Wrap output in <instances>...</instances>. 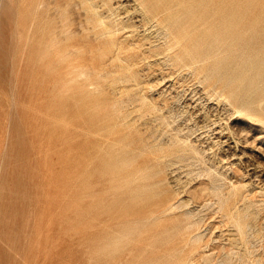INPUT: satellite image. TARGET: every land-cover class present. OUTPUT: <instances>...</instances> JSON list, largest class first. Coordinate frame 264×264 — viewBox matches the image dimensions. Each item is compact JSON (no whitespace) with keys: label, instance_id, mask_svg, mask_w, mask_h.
<instances>
[{"label":"rangeland","instance_id":"obj_1","mask_svg":"<svg viewBox=\"0 0 264 264\" xmlns=\"http://www.w3.org/2000/svg\"><path fill=\"white\" fill-rule=\"evenodd\" d=\"M0 2V264H264V0Z\"/></svg>","mask_w":264,"mask_h":264},{"label":"bare ground","instance_id":"obj_2","mask_svg":"<svg viewBox=\"0 0 264 264\" xmlns=\"http://www.w3.org/2000/svg\"><path fill=\"white\" fill-rule=\"evenodd\" d=\"M1 1H3V0H1ZM132 1V0H131ZM0 3H2V2H0ZM38 4V6H39V8H41V7H44L45 6V4L43 3V2H39V3H37ZM106 4V3H105ZM129 4V3H128ZM135 5V4H134ZM1 7H2V5H1ZM1 7H0V9H1ZM92 7H93V11H94V15L95 16H97L98 17V22H99V24H101L102 26H104V28H105V31L106 30H110L109 28V25H108V23L106 22V20H105V15H104V13H101L99 10H97V8L95 7V5L93 4L92 5ZM133 8V7H132ZM92 9V8H91ZM26 13L27 12H24V14H23V17L25 18L26 17ZM62 13V12H61ZM66 15V14H65ZM132 16V15H131ZM115 17V16H114ZM116 21V20H115ZM34 24H35V22H32L31 23V27L29 28V33H31L32 31H33V29H34ZM153 25V24H152ZM151 25V26H152ZM65 29V28H64ZM61 30V29H60ZM53 31V30H52ZM62 31H64V32H62V36H63V33H65V34H67V35H69V34H72L73 33V30H72V28H70V27H67V29H65V30H63L62 29ZM109 32V31H108ZM108 32H107V34H108ZM29 33H28V36H29ZM57 33V32H56ZM55 33V34H56ZM64 34V35H65ZM109 35V34H108ZM58 37V36H57ZM58 39V38H57ZM60 39V38H59ZM59 39L57 40L58 42H60L59 41ZM65 39V38H64ZM68 39H70V38H68ZM28 37H27V34L25 33V32H22V35H21V56L22 57H25V56H27V54H28V51H29V45H28ZM55 40H56V38H55ZM62 40V39H61ZM66 41V40H65ZM63 42V41H62ZM68 49V48H67ZM57 51V50H56ZM78 51H80V50H78ZM81 51H83V50H81ZM80 51V52H81ZM65 53H63V52H60V54L61 53H63V55H61L62 56V58H63V56H64V54L65 55H69V56H72L71 54L72 53H74L75 51H72V50H69L68 49V51H64ZM58 53V52H57ZM83 55H84V53H83ZM82 55V56H83ZM68 58V57H67ZM73 62V61H72ZM82 67V66H81ZM75 69V68H74ZM80 73L81 74H85V75H87L86 73V70L84 69V67H82V69L80 70ZM90 73V72H89ZM81 76V75H80ZM82 77V76H81ZM89 78V77H88ZM7 140V139H6Z\"/></svg>","mask_w":264,"mask_h":264}]
</instances>
